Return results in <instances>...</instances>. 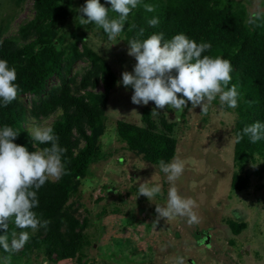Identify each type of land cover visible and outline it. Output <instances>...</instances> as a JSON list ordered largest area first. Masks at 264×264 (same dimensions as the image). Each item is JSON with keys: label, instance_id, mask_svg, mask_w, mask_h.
Wrapping results in <instances>:
<instances>
[{"label": "rangeland", "instance_id": "374dc122", "mask_svg": "<svg viewBox=\"0 0 264 264\" xmlns=\"http://www.w3.org/2000/svg\"><path fill=\"white\" fill-rule=\"evenodd\" d=\"M256 2L225 0V5L234 11L244 8L249 19ZM85 3L86 0H62L69 17L39 22L35 18V0H0V39L7 38L20 45L26 28L32 31L39 26L51 30L56 50L62 53L65 62L72 60L75 45L81 56L66 69L64 80L54 76L40 95L21 97L30 129L51 127L61 117L59 109L45 107L51 92L62 93L59 89L66 85L73 93L83 94V79L92 68L86 49L95 52L100 63L108 65L118 81H122V72L133 71L136 60L127 54V41L137 7L127 17L123 32L109 42L107 34L94 23L79 24L77 17L81 14L77 9ZM259 4L264 8V0H259ZM117 15L109 10L110 18ZM11 67L16 69L17 65ZM89 90L104 94L101 82ZM132 94L133 89L121 83L105 104L100 105L104 125V134L99 138L101 159L79 180L59 218L61 233L80 234L87 242L81 261H55V254L49 258L42 248L29 246L33 238L42 239L48 234V227H40L35 232L24 229L30 239L19 252L10 254L11 264H44L45 260L47 264H175L177 256L184 257L186 264H264V160L256 155L244 165L235 164L236 108L221 105L217 97L206 113L200 107L192 112L188 108L176 111L166 107L153 116L157 123L165 117L176 124L172 134L177 141L175 157L185 166L176 186L180 194L195 199L198 204L194 210L197 222L190 224L187 217L176 216L161 218L154 224L156 205L166 204L170 185L158 165L145 162L119 139V121L143 127L144 108L155 107L154 102L147 106L133 104ZM188 107L191 108L190 102ZM234 174L249 180L246 190H232ZM138 177L140 182L152 178L153 184H161L163 195L151 201L138 196ZM231 221L246 223L247 229L234 235L229 227ZM6 256L0 248V264H4Z\"/></svg>", "mask_w": 264, "mask_h": 264}, {"label": "trees", "instance_id": "16d2710c", "mask_svg": "<svg viewBox=\"0 0 264 264\" xmlns=\"http://www.w3.org/2000/svg\"><path fill=\"white\" fill-rule=\"evenodd\" d=\"M100 3L111 7L107 0H100ZM145 4L153 5L155 10L146 11L143 7ZM35 7V18L39 22L69 17L62 0H35ZM152 18L159 21L155 27L148 24ZM133 19L131 30L128 31L130 39L143 28L144 33L140 39H145L153 33H163L167 40L183 33L197 43H210L211 49L202 55L219 56L229 60L233 69L229 87L231 84L238 86L235 134L255 121L264 123V18L249 24L246 10L241 8L234 11L225 5V0H140ZM132 25L135 27L132 28ZM28 30L26 28L27 33L20 45L7 38L0 39V59L7 60L10 67L17 65L15 83L19 85L18 96L12 103L4 107L0 102V127L5 124L13 126L20 132L15 142L35 151L50 147V144L41 145L30 139V128L27 127L29 116L21 103V97L28 94L40 95L49 79L54 76L64 80L66 69L81 56L75 45L72 60L65 62L62 53L56 50L51 30L39 26L32 31ZM85 55L91 61L92 68L89 75L83 79V94H75L70 87L64 85L59 89L62 93L53 91L50 98L44 102L46 108L59 109L61 112V117L54 120L51 127L59 137V145L67 149L63 157L66 174L55 182L49 179L39 189V207L34 211L39 218L49 222L48 234L42 239L33 238L28 245L32 244L39 250L42 248L49 258L55 254V261L80 262L83 250L88 245L80 234L61 233L58 222L67 201L77 190L79 180L85 178L89 167L101 159L99 138L104 134V125L100 105L105 104L118 82L113 70L100 63L95 52L86 49ZM99 82L104 86L103 95L89 90L96 88ZM151 112L150 108H144L143 127L119 121L117 132L120 141L126 144L129 151L141 155L145 162L158 165L161 159L169 162L175 157L177 141L172 134L176 124L168 122L165 117L157 123ZM256 155L264 160V139L256 143H251L247 136L239 142L236 139L235 164L244 165ZM248 187L247 178L234 174L232 190L241 192ZM229 227L234 235H240L247 229V224L231 221ZM12 231L18 229L10 221L9 241ZM3 234V230H0V235Z\"/></svg>", "mask_w": 264, "mask_h": 264}, {"label": "clouds", "instance_id": "9594fccd", "mask_svg": "<svg viewBox=\"0 0 264 264\" xmlns=\"http://www.w3.org/2000/svg\"><path fill=\"white\" fill-rule=\"evenodd\" d=\"M110 8L100 3V0H86V3L77 9V20L80 25L94 23L107 34L108 41L116 39L123 32L127 17L139 4L140 0H107ZM146 11L155 10L153 5H143ZM109 10L118 14L109 17ZM85 17H87L85 19ZM264 18V8L259 0L254 3L249 13V24ZM159 23L157 18L148 21L155 27ZM132 28L135 25L131 26ZM131 30V28H130ZM144 29L128 42L127 54L134 57L136 64L133 71L122 72V81L117 86L131 87L133 94L131 102L135 105L147 106L154 102L155 107L151 115H158L159 110L171 107L176 111L188 108L190 112L200 107L206 113L212 101L219 98L221 105L229 108L238 106V90L232 81L233 71L231 62L222 57L202 55L211 49L208 42L197 43L183 33L165 39L163 33H153L145 39ZM111 47V46H110ZM106 46V48H110ZM17 72L10 67L8 61L0 59V102L7 107L18 96L19 85L15 83ZM189 102L191 108L188 107ZM135 111V110H133ZM20 132L13 126L0 127V248L5 253L19 252L29 241L30 235L24 229L33 232L40 227L47 228L48 221L42 220L34 209L39 207L38 191L50 179H59L66 174L64 154L67 149L58 143L59 137L50 126L32 127L28 135L30 139L41 145L50 144L30 151L26 145L17 144ZM244 136L251 143L264 139V123L255 121L246 125L236 134L237 142ZM158 167L164 173L169 183L166 204L156 205L155 212L158 223L161 218L187 217L188 222L198 221L194 211L198 204L195 199L180 194L176 181L183 175L185 166L179 157L171 161L159 160ZM137 178V190L142 196L151 201L157 195H163L162 185L152 183L151 180ZM12 221L19 231H12L9 242V222ZM4 264H11V255L3 258ZM47 264V260L44 261ZM175 264H186L184 257L177 256Z\"/></svg>", "mask_w": 264, "mask_h": 264}]
</instances>
